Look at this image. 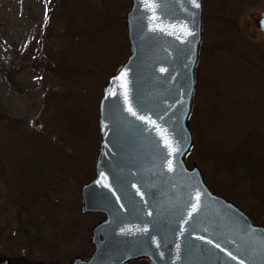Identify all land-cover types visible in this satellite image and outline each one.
<instances>
[{"label":"rangeland","instance_id":"374dc122","mask_svg":"<svg viewBox=\"0 0 264 264\" xmlns=\"http://www.w3.org/2000/svg\"><path fill=\"white\" fill-rule=\"evenodd\" d=\"M128 3L0 0V257L9 264H63L91 251L101 216L80 213L79 187L94 171L101 86L128 53ZM201 10L185 160L246 213L256 203L242 171L218 164V142L225 152L237 143L228 120L243 125L241 103L264 109V0H201ZM263 211L250 219L264 226Z\"/></svg>","mask_w":264,"mask_h":264},{"label":"water","instance_id":"95a60500","mask_svg":"<svg viewBox=\"0 0 264 264\" xmlns=\"http://www.w3.org/2000/svg\"><path fill=\"white\" fill-rule=\"evenodd\" d=\"M201 11V0H129L128 53L101 86L94 171L79 187L80 213L101 218L88 256L63 264H264V226L185 160Z\"/></svg>","mask_w":264,"mask_h":264},{"label":"trees","instance_id":"16d2710c","mask_svg":"<svg viewBox=\"0 0 264 264\" xmlns=\"http://www.w3.org/2000/svg\"><path fill=\"white\" fill-rule=\"evenodd\" d=\"M231 103L233 110H236L233 98ZM237 110V116L244 121L243 125L239 128L237 124H231L235 121L234 118L228 120V129L235 127L237 131V143L230 150L232 152L228 153L224 151L226 141L221 139L218 142V164L232 174L238 169L242 171L240 183L246 186V194L256 203L252 208H248L246 213L255 218L256 214H260L261 208L264 210V109L254 101H244ZM262 221L264 224V211Z\"/></svg>","mask_w":264,"mask_h":264}]
</instances>
